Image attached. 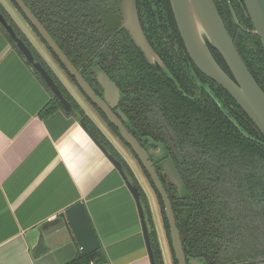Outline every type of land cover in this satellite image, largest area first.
I'll use <instances>...</instances> for the list:
<instances>
[{"label": "trees", "instance_id": "trees-1", "mask_svg": "<svg viewBox=\"0 0 264 264\" xmlns=\"http://www.w3.org/2000/svg\"><path fill=\"white\" fill-rule=\"evenodd\" d=\"M10 1L27 21L17 4L13 0ZM24 2L75 66H83L84 71L93 73L89 67L92 58L99 57L97 62H95L97 59H94L93 64L117 83H120L119 78L130 82L140 80L143 77L140 71H144L145 79L150 80L155 88H159L153 91L159 93L158 103L164 107L165 114L170 120L169 124L175 131L177 140L179 139L181 150L183 152L187 150L186 148L192 150V153H184L187 158L181 160L189 162L191 166L190 173H182L188 191L179 192L163 174L165 181L171 185L167 187L165 184V189L176 215V225L187 256L196 257L203 264H215L222 250L219 249L220 242L231 243V236L236 233V229L242 238L244 235H250L251 229L244 223L242 215L249 219L253 216L263 223L264 135L236 100L192 63L177 28L169 0H136L147 39L170 72L175 73L173 74L175 80L168 78V83L165 82V75L169 70L165 72L157 63H150L125 29L117 31L121 21L119 0H31V2L24 0ZM230 2L239 25L235 22L226 0L217 3L218 12L242 60L264 90V48L260 38L253 32L254 28L243 0ZM0 11L17 35L31 48L26 37L1 5ZM0 28L6 33L1 25ZM33 30L60 68L77 85L75 78L65 70L64 65L36 29ZM6 35L12 46L24 57L15 42L7 33ZM110 36L112 39L101 48ZM209 48L218 64L232 76L221 54L213 46L209 45ZM32 53L55 79L64 97L72 105V112L77 114L80 121L107 150L122 162L127 177L140 192L155 264H165L148 197L134 171L33 47ZM86 62L88 64H85ZM186 63L190 64L191 69L185 68ZM136 67H139L140 71ZM155 68L159 70H153ZM34 73L50 94L48 103L39 112L40 117H45L57 109L69 113L39 73L37 71ZM93 77L95 78L94 73ZM138 162L157 197L165 239L173 264H177L161 196L146 169L139 160ZM189 197L192 203H188ZM236 209L240 214L239 219L233 211ZM233 247L235 244L227 247V251ZM241 251L246 250L244 248L237 250ZM106 261L105 252L100 247L86 255L77 251L73 258L62 264H102Z\"/></svg>", "mask_w": 264, "mask_h": 264}, {"label": "crops", "instance_id": "crops-1", "mask_svg": "<svg viewBox=\"0 0 264 264\" xmlns=\"http://www.w3.org/2000/svg\"><path fill=\"white\" fill-rule=\"evenodd\" d=\"M0 1L69 90L44 45L34 40L21 17ZM49 99L31 65L0 28V264H62L73 258L77 247L63 246V238L53 243L58 244L57 250L49 246V236H59L60 228L48 225L58 223L64 210L80 200L107 257L102 264H151L138 209L119 172L77 114L57 109L40 117ZM151 206L150 202L163 259L169 264L164 234ZM41 240L43 246L50 247L49 253H44Z\"/></svg>", "mask_w": 264, "mask_h": 264}, {"label": "water", "instance_id": "water-1", "mask_svg": "<svg viewBox=\"0 0 264 264\" xmlns=\"http://www.w3.org/2000/svg\"><path fill=\"white\" fill-rule=\"evenodd\" d=\"M169 1L180 36L187 53L195 66L204 75L211 78L223 89H225L236 100V102L264 135V90L257 83L242 60L233 39L229 35L222 21L214 0ZM14 2L24 14L29 24L36 29L39 36L43 38L48 47L55 53L59 61L64 65L65 70L75 78V81L82 92L106 114L109 121L119 129L120 135L123 139L138 155L142 165L148 172L161 196L165 215L169 224L170 238L172 248L177 259V264H203L198 259L186 258L180 232L176 225V217L171 201L152 161L148 159L146 151L137 139L126 131L119 117L112 112V107H115L118 103L120 96V92L116 84L106 73H104V71L92 65L91 69L95 73L97 82L102 87V97L96 95L90 84L80 73V69L70 61L43 23L34 15L24 0H14ZM227 2L235 22L239 25L230 0H227ZM243 3L252 22L254 28L253 32L260 38L261 44L264 48V0H243ZM119 11L121 14L120 29H125L127 31L135 45L140 49L150 63L157 61L160 65L164 66L162 60L152 48L142 28L136 0H119ZM0 25L15 42L17 49L23 54L25 60L30 63L32 70L39 73V75L51 88L53 93L57 96V98H59L64 108L68 112H72V105L64 97L55 79L50 75L46 68L36 60L29 46L21 37L17 35L13 26L7 22L1 11ZM209 45L213 46L221 54L232 76H230L215 60L210 51ZM81 125L119 172L128 190L130 191L138 209L142 235L147 248L150 263L155 264L149 236V228L138 188L136 185L132 184L127 177L122 162H120L107 150V148L96 138V136L83 122H81ZM162 166L164 167L168 180L175 184L179 191L183 192L184 183L174 165L173 160L171 158H167L163 162ZM49 227L52 229L60 228L59 236H56L55 233H51L48 238V244L54 251L57 250L58 244L53 243L58 241V239L62 241V238L63 246L66 244L75 245L77 250L83 255L89 254L101 247L100 238L95 230L84 201L80 200L67 207L61 215V218H59V222L55 225L49 224L48 228ZM44 240H41V247L45 249L43 250L44 253H49L48 249L50 247L43 246ZM256 260H264V256L258 257ZM251 261L253 260L248 259L247 261H244V263L246 264ZM236 264L242 263L236 262Z\"/></svg>", "mask_w": 264, "mask_h": 264}, {"label": "flooded vegetation", "instance_id": "flooded-vegetation-1", "mask_svg": "<svg viewBox=\"0 0 264 264\" xmlns=\"http://www.w3.org/2000/svg\"><path fill=\"white\" fill-rule=\"evenodd\" d=\"M28 1L31 2V0H28ZM220 1L221 0H214L216 7H217V3H220ZM226 2H227V0H226ZM25 22L30 28L32 27L28 21L25 20ZM31 30H33V28ZM118 30H120V25H119L117 31ZM111 39H112V36H110L101 45V48H104L109 43V41ZM151 46H152V44H151ZM32 47L30 48L31 51H32ZM152 48H153V46H152ZM33 49H34V47H33ZM154 51L158 54V52L155 49H154ZM158 56L160 57L159 54H158ZM94 59H97V60H95V62H97L99 57L92 58V64H90V66H89L90 69H91V66L94 65L93 64ZM160 59L162 60L164 66L160 65L157 61H155V63H157L165 72H167V69L169 70L168 66L166 65V63L164 62V60L161 57H160ZM190 60H191V58H190ZM192 63H193V61H192ZM85 64H88V62H86ZM190 67H191L190 64L186 63L185 68H187L189 70V69H191ZM77 68L80 69V73L83 75V77L86 79V81L90 84V86L92 87V89L94 90L96 95L102 97V87L97 82L96 77L95 78L93 77L94 71L92 69L91 70L93 71V73H91L90 71H84L83 66H80ZM136 68L138 71H140L139 67H136ZM153 70L158 71L159 69L155 68ZM153 70H152V72H153ZM140 72H141V76H143V77L140 80H134L132 82L119 78L120 83H117L115 80H113V78H111L109 76L112 79V81L116 84V86L118 87L119 92H120L118 103L115 105V107H112V112L119 117V119L121 120L122 124L124 125L126 131L128 133L132 134L135 137V139H137V141L140 143V145L144 148V150L146 151V153L148 155V159L150 161H152L154 168H155L156 172L158 173L159 178L162 181L164 187H166L165 184H167V187L168 186L171 187V185L168 184L169 180H168L167 175L165 173L164 167L162 166L163 162L167 158H171L173 160L174 165L177 168L181 178H182V173L184 174L186 172H188V173L191 172V166H190L189 162H187V161L182 162L181 160L185 159V157L187 158V156L185 154H188L189 152L192 153V150H191V148H189V149L186 148L187 150L185 152H183L181 150L182 148H181L179 139L177 140V137L175 135V131L173 130V128L169 124L170 120H169L168 116L165 114L164 107L158 103L159 93L157 91H153L154 89H159V88L158 87L155 88L152 85V83L150 82V80L145 79L146 76L144 75V71H140ZM173 74H175L174 71L171 73L170 70L168 73H166V75H165V82L166 83H168V80H167L168 78H170L171 80H175V78H173L174 77ZM136 75L137 76L139 75L138 72L136 73ZM75 86H76L77 92L80 93L82 96H84V99H86L88 101L93 112L96 113L97 117L101 119V120H99V119H97V117L90 116L91 120L99 128V130L102 132V134L108 139V141L115 148H116V146L114 145V142L118 141L123 145V147L125 149L122 152H121V150H119L117 148H116V150L127 161V163L130 165V167H131V163L129 162L127 157H129L132 154H133V156H131L132 159H134L138 164H139V162H138V160H139L140 163L142 164L138 155L134 152V150L131 148V146L120 135L119 129L113 123H111L109 121V119L106 117V114L98 106H96L82 92V90L80 89V87L78 85L75 84ZM79 105L84 109V106H82L80 103H79ZM186 160H188V159H186ZM185 165H188V166H185ZM186 167H188V168L186 169ZM139 169H141L140 164H139ZM141 171H142V169H141ZM163 174L166 175V179L168 182L165 181V177H163ZM182 180H183V178H182ZM143 182H145V181H143ZM183 183H184V180H183ZM171 184H173V183H171ZM173 185L177 188V186L175 184H173ZM149 187H150V185H149ZM143 189H144V187H143ZM177 190L179 191L178 188H177ZM151 191L154 194V199L156 201L157 208H158V211L160 214V209H159L157 197H156L152 188H151ZM185 191H188V189L184 183V191L183 192H185ZM179 192H181V191H179ZM146 195L149 196L148 192L146 193ZM148 201L150 204L149 198H148ZM187 201H188V203H190V202L192 203V199L190 197L188 198ZM186 211H188L187 208H186ZM233 211L235 212V215L239 219L240 214L237 213V209H236V211L235 210H233ZM242 216L244 218V223L248 224V227H250V229H251L250 235H244L242 238V236L239 235V233H237V229H236L235 230L236 233H233L231 236V243H228V244L223 243L225 245L222 246L223 244H222V242H220L219 249L222 248V250H220V253L218 254V258H216L217 263H215V264H236V262H240L242 264H245L244 261H247L248 259H252L253 261L246 263V264H264V260H256V258L264 256V220H263V223L261 224L260 221L256 218L254 219L253 216L250 219L247 218L245 215H242ZM175 217H176V215H175ZM160 219H161V217H160ZM231 244H235V247L231 248L230 251L228 252L227 247H229ZM240 248H244L246 251L237 252V250H239ZM226 251H227V253H226ZM170 254H171V252H170ZM223 255H224V257H223ZM185 256L187 259L194 258V257L187 256L186 254H185ZM195 259H197V258L195 257ZM171 261H172V256H171ZM172 264H173V261H172Z\"/></svg>", "mask_w": 264, "mask_h": 264}, {"label": "rangeland", "instance_id": "rangeland-1", "mask_svg": "<svg viewBox=\"0 0 264 264\" xmlns=\"http://www.w3.org/2000/svg\"><path fill=\"white\" fill-rule=\"evenodd\" d=\"M3 2L5 4L8 5V7H10L11 9H13V11L16 13L17 16L21 17L22 19V22L25 24V27H26V30H28L31 34H32V37L34 40L38 41L39 43H42L41 40L38 38V36L35 34V32L33 30H31V28L28 27V25L26 24L25 20H24V17H22V15L20 14V12L18 11V9L14 6V4L10 1V0H3ZM0 5L5 9V6L4 4L0 1ZM5 11H7L5 9ZM8 13V12H6ZM8 15H10L8 13ZM14 21V20H13ZM8 22V21H7ZM15 22V21H14ZM10 24V23H9ZM17 25V24H16ZM18 26V25H17ZM19 28V27H18ZM19 30L21 31V29L19 28ZM22 32V31H21ZM23 33V32H22ZM23 35L25 36V34L23 33ZM26 37V36H25ZM27 39V38H26ZM27 42H29V40L27 39ZM30 44V42H29ZM43 44V43H42ZM31 45V44H30ZM44 45V44H43ZM32 46V45H31ZM45 47V46H44ZM46 52H47V55L49 53V60L52 61V66L54 68H56L57 72L63 76V79L65 80L67 86L69 87V90L72 94V96L76 99L77 102H79L82 106H84V110H86L85 112H87L88 116H93V117H97L96 113L93 112L92 108L90 107V104L88 103V101L86 99H84V96H82L80 93L77 92V89H76V86L75 84L70 81V78L66 75L65 72L62 71V69L60 68L59 64L55 61V59L51 56L50 52L48 51V49L46 48ZM97 119L101 120L100 118L97 117ZM115 141V140H114ZM114 145L116 146L117 149L121 150V152L125 149L123 147V145L120 143V142H114ZM129 156V155H128ZM132 155H130L128 158L129 162L131 163V167L132 169L134 170L135 175L137 176V179H141V183L144 187V189L148 192L149 194V200L151 202V207L153 208V211H154V217L156 218V221H157V226H158V229L159 231L164 234V230H163V225H162V222H161V219H160V214H159V211H158V208H157V204H156V201L154 199V194L153 192L151 191V188L149 187V184H148V180L145 179L146 177L144 176V173L141 171V169H139V164L134 160L132 159ZM131 157V158H130ZM145 177V178H144ZM145 181V182H143ZM159 224V225H158ZM164 238H165V234L163 235ZM163 238V239H164ZM166 242V239H164V243ZM165 247H166V258H167V263L169 264H172V261H171V254H170V249H169V246L167 245V242L165 244Z\"/></svg>", "mask_w": 264, "mask_h": 264}]
</instances>
